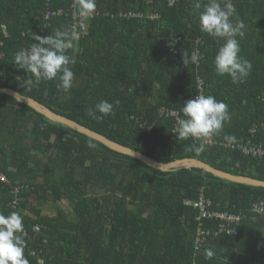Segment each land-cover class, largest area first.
I'll return each instance as SVG.
<instances>
[{"label":"trees","instance_id":"obj_1","mask_svg":"<svg viewBox=\"0 0 264 264\" xmlns=\"http://www.w3.org/2000/svg\"><path fill=\"white\" fill-rule=\"evenodd\" d=\"M195 2L95 0L99 13L67 53L76 63L70 65L73 87L64 93L56 87L58 79L36 83L13 58L30 49L32 33L72 32L67 12L44 15L67 11L73 0H0V88L15 89L158 161L193 157L264 180V157L242 150L249 141H264V0H220L222 7L233 4V22L244 24V36L237 39L252 70L243 83L217 75L219 44L200 30ZM184 51H197L198 64L184 65ZM28 79L34 82L31 90ZM199 80L205 96L228 105L231 119L196 155L189 149L201 141L178 139L177 119L160 110L175 109L183 118V103L195 97ZM101 100L120 103L115 115L94 120L86 110ZM226 134L235 141L226 142ZM0 171L9 180L0 181V213L23 217L29 264H264V211L253 210L264 204V187L197 167L161 170L5 93H0ZM202 186L214 211L237 215L239 221L215 216L199 221L189 201L198 198ZM63 200L69 210L59 205L53 215L42 213L44 203ZM200 230L207 234L196 248Z\"/></svg>","mask_w":264,"mask_h":264},{"label":"clouds","instance_id":"obj_2","mask_svg":"<svg viewBox=\"0 0 264 264\" xmlns=\"http://www.w3.org/2000/svg\"><path fill=\"white\" fill-rule=\"evenodd\" d=\"M96 8L95 0H79V13L82 16H90ZM200 30L213 38H217L219 47L214 57V66L217 75L231 77L233 83H243L252 70V64L245 59L241 52L240 41L237 36H244L243 22L232 17L236 14V8L228 3L223 7L220 0H207V3L196 0L194 4ZM202 9V10H201ZM35 41L29 50L19 51L13 58V63L20 69L34 74L36 83L40 80H59L56 87L64 93H70L73 87L74 72L70 65L76 63L74 56L68 53L73 48L74 41L78 39L75 31L57 29L54 35L40 36L32 33ZM223 43H220V41ZM201 59L197 51L183 52V63L198 64ZM33 80L28 79L26 85L31 90ZM119 100L109 102L101 100L94 108L86 110L87 115L94 120H101L105 116L115 115L114 108ZM183 118L177 119L176 137L181 140L195 138L202 142L193 145L189 150L196 155L206 151L203 141L219 135L226 122L230 121L231 114L228 105L224 101H218L213 95L198 94L186 100L181 109ZM99 112L102 115H97ZM224 140L233 143L235 137L224 135ZM91 146V145H90ZM24 232L23 217L12 212L5 216L0 213V264H29L24 255L26 247L22 238ZM213 252L207 251V257L211 258Z\"/></svg>","mask_w":264,"mask_h":264},{"label":"water","instance_id":"obj_3","mask_svg":"<svg viewBox=\"0 0 264 264\" xmlns=\"http://www.w3.org/2000/svg\"><path fill=\"white\" fill-rule=\"evenodd\" d=\"M0 93H5V94H8V95L16 98L18 101L23 102V103L31 106L37 112L43 114L48 119H50L54 122L64 124V125L72 128L75 131L83 133V134L87 135L88 137H91L94 140L101 142L102 144H104L105 146H107L108 148H110L112 150L133 156V157L139 159L140 161H142L148 165L157 167L161 170L172 171V170H179L182 168L197 167V168H201L205 171H208V172L214 174L215 176H218V177H221V178L233 181V182H239V183L249 184V185H253V186L264 187V180L256 179V178H253L250 176H245V175H235V174H232L230 172L215 168V167L211 166L210 164H208L207 162L199 160L197 158H193V157H185V158L176 159V160H173L170 162L158 161V160L142 153L139 150L132 149L128 146H125V145H122L116 141H113V140L107 138L106 136H104V135H102V134H100V133H98V132H96V131H94V130L86 127V126L81 125L80 123H78L72 119L67 118L66 116H63L61 114L54 112L53 110H51L47 106L41 104L37 100H35L31 97L25 96L15 89L1 87Z\"/></svg>","mask_w":264,"mask_h":264},{"label":"built area","instance_id":"obj_4","mask_svg":"<svg viewBox=\"0 0 264 264\" xmlns=\"http://www.w3.org/2000/svg\"><path fill=\"white\" fill-rule=\"evenodd\" d=\"M77 4H79V0H73V3L71 4L70 8L67 9V11L63 8H59L56 11L46 12L44 17L48 18L51 14H60V13L67 12V14H69L73 18V20L69 26V30L75 31L79 36L80 34H84L87 31L89 20H91V18H93L99 12L97 10H94V12L90 16H82V15H80L79 11L76 10ZM152 17H156V15H152ZM1 55H2V53H0V56ZM195 94L196 95L203 94V81L199 80V82L197 83V92ZM160 111L162 114L172 116L176 119L179 118V112L175 109L163 107V108H161ZM251 131L254 132L255 130L252 128ZM195 140H198V139H195ZM203 142L205 144H210L213 142V140L210 138L207 141H203ZM242 150L244 151L245 154H248V155H252V156H256V157H264V141L263 142H251V141H249L246 144H243ZM0 181L1 182H8L9 181L7 176L1 171H0ZM19 190H20L19 187L14 188V192H16V193H18ZM17 203L18 202L16 200L13 201L14 206H16ZM189 204L193 205L196 209H198L199 214L197 216V219L199 221H201L202 218H208V217H213V216L221 217L228 222H238L239 221V217L237 215L228 214V213H220V212L214 211L211 208V201L208 198H206L204 193H203V186L200 188L198 198L195 201H189ZM253 210L257 213H262L264 211L263 202H261L259 204H255ZM35 228L38 229V226H36ZM227 230H229L231 232L230 228H228ZM199 234H201V236L199 235L197 237L196 248L199 247V242L201 240H203L202 235L207 234V232L205 230H200Z\"/></svg>","mask_w":264,"mask_h":264},{"label":"crops","instance_id":"obj_5","mask_svg":"<svg viewBox=\"0 0 264 264\" xmlns=\"http://www.w3.org/2000/svg\"><path fill=\"white\" fill-rule=\"evenodd\" d=\"M68 205L69 206V203L65 200L59 202V204L55 205L54 203H44L42 206H41V209H42V213L45 214V215H53L55 212H56V207H58L59 205L60 206H63L64 209L68 210L70 208L67 207V206H64V205Z\"/></svg>","mask_w":264,"mask_h":264},{"label":"rangeland","instance_id":"obj_6","mask_svg":"<svg viewBox=\"0 0 264 264\" xmlns=\"http://www.w3.org/2000/svg\"><path fill=\"white\" fill-rule=\"evenodd\" d=\"M64 206H67V207H69V206H68V205H66V204H65ZM68 210H69V209H68Z\"/></svg>","mask_w":264,"mask_h":264}]
</instances>
